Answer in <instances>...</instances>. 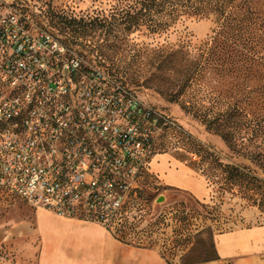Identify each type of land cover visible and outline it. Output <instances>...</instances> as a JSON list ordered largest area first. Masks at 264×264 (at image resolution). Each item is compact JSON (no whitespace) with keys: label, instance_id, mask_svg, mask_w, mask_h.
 Instances as JSON below:
<instances>
[{"label":"built area","instance_id":"obj_1","mask_svg":"<svg viewBox=\"0 0 264 264\" xmlns=\"http://www.w3.org/2000/svg\"><path fill=\"white\" fill-rule=\"evenodd\" d=\"M38 13V0H0V189L117 240L141 233L160 215L144 198L162 187L152 162L184 130L87 65Z\"/></svg>","mask_w":264,"mask_h":264},{"label":"rangeland","instance_id":"obj_2","mask_svg":"<svg viewBox=\"0 0 264 264\" xmlns=\"http://www.w3.org/2000/svg\"><path fill=\"white\" fill-rule=\"evenodd\" d=\"M38 1L37 22L40 26L47 25L73 52L84 57L87 65L107 70L120 82L135 90L144 102L166 112L184 130L182 136L170 133L161 150L164 153L157 155V164L162 169L159 178L169 182V177L174 175L175 166L187 167L204 180L209 196L201 200L191 191L175 186H162L155 191V214L165 211L169 213L168 228L153 237L155 248L164 252L167 262L209 264L214 261H207L216 257L206 236L194 241V246L184 252L177 246V241L181 238L175 232L181 225L177 216L182 211L202 212V204L215 205V212L209 216L210 220L205 223L201 218L191 221L190 228L193 231L211 226L215 230L214 234L218 235L241 228L264 227V208L259 206V191L254 187L223 190L224 175L220 168L223 164L238 166L264 180V167L256 159L259 153L264 152V137L257 120L250 117L249 120L253 122L246 130L248 134H242L244 139H236L229 147L203 122L201 114L209 104L198 98L194 101L196 109L185 111L182 108L185 99L173 97L171 92H177L178 89L169 83L170 80L173 82L172 79L163 75L162 62L170 45L179 44L184 38L190 40L192 46L206 42L212 34L213 22L183 19L169 32L162 31V28L154 35L146 29L141 33L126 31L125 36L120 38L117 37L119 18L130 10L133 0ZM87 18L107 19L109 35L100 27H83V23L79 22ZM70 19H76L78 23L73 25ZM249 86V90L252 88L255 91L252 93L254 111L257 108V81ZM241 103L245 104L247 100ZM245 121L246 119H241L242 124L236 130L242 131ZM202 152H212L214 156L202 158ZM150 170L153 172L152 167ZM160 197H164V201L158 203ZM40 211L0 189V264H37L41 246L37 225Z\"/></svg>","mask_w":264,"mask_h":264},{"label":"trees","instance_id":"obj_3","mask_svg":"<svg viewBox=\"0 0 264 264\" xmlns=\"http://www.w3.org/2000/svg\"><path fill=\"white\" fill-rule=\"evenodd\" d=\"M183 19L209 20L214 28L206 42L192 46L190 40L184 38L179 44L170 45L166 51L162 62L163 75L172 79L173 82L167 81L178 89L171 92L173 97H183L182 108L189 112L196 109L194 101L198 98L207 102L209 106L201 114L203 122L229 147L236 139H244L242 134H248L246 130L253 122L249 120L252 116L264 137V0H133L130 10L119 18L117 37L123 38L126 31L141 33L144 29L153 35L161 28L169 32ZM70 23L76 25L78 21L70 19ZM79 23H83L86 29L94 26L103 28L109 35L107 19L87 18ZM254 81H257L258 97L257 108L253 111L252 93L255 91L249 90V84ZM243 100L247 103H241ZM241 119H246L245 132L236 130L242 124ZM202 153V158L214 156L212 152ZM256 159L264 167V152L259 153ZM220 168L224 175L223 190L254 187L261 197L259 206L264 208V180L238 166L223 164ZM156 189L144 193L149 204L157 196ZM202 207V212L182 211L177 216L181 225L175 232L181 237L177 246L182 252L194 246V241L202 236L207 237L209 247L215 250V230L211 226L195 231L190 228L193 219L201 218L205 223L215 212V205L202 204ZM168 214L166 211L160 213L141 233L117 238L127 245L136 240L137 246L155 248L153 237L168 228ZM143 238L147 244L137 243ZM217 259L216 256L207 262Z\"/></svg>","mask_w":264,"mask_h":264},{"label":"crops","instance_id":"obj_4","mask_svg":"<svg viewBox=\"0 0 264 264\" xmlns=\"http://www.w3.org/2000/svg\"><path fill=\"white\" fill-rule=\"evenodd\" d=\"M157 163L156 156L151 167L160 177L162 169ZM174 168L171 181L159 178L163 187L175 186L191 191L198 199L208 198L203 179L187 167ZM37 225L41 238L37 264H169L159 249L127 245L97 224L63 219L41 210ZM214 243L218 259L209 264H264V227L218 234Z\"/></svg>","mask_w":264,"mask_h":264},{"label":"water","instance_id":"obj_5","mask_svg":"<svg viewBox=\"0 0 264 264\" xmlns=\"http://www.w3.org/2000/svg\"><path fill=\"white\" fill-rule=\"evenodd\" d=\"M164 201V197H160L159 199H158V203H161V202H163Z\"/></svg>","mask_w":264,"mask_h":264}]
</instances>
